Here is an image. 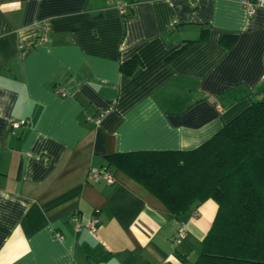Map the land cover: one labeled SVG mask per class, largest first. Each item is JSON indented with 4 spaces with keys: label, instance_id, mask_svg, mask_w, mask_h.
<instances>
[{
    "label": "crops",
    "instance_id": "1",
    "mask_svg": "<svg viewBox=\"0 0 264 264\" xmlns=\"http://www.w3.org/2000/svg\"><path fill=\"white\" fill-rule=\"evenodd\" d=\"M132 56L134 71L120 72ZM262 97L264 6L0 0V264L193 261L214 200L169 217L121 170L110 166L108 183L87 172L115 152L196 147Z\"/></svg>",
    "mask_w": 264,
    "mask_h": 264
},
{
    "label": "trees",
    "instance_id": "2",
    "mask_svg": "<svg viewBox=\"0 0 264 264\" xmlns=\"http://www.w3.org/2000/svg\"><path fill=\"white\" fill-rule=\"evenodd\" d=\"M234 40L221 38L226 45ZM139 63L132 56L119 70L129 75ZM104 165L140 184L169 217L183 215L195 202L215 201L211 225L188 264H264V97L196 147L115 152Z\"/></svg>",
    "mask_w": 264,
    "mask_h": 264
},
{
    "label": "built area",
    "instance_id": "3",
    "mask_svg": "<svg viewBox=\"0 0 264 264\" xmlns=\"http://www.w3.org/2000/svg\"><path fill=\"white\" fill-rule=\"evenodd\" d=\"M242 4L244 8L247 10L249 14L253 13L255 8L264 6V0H242ZM124 4L119 5V7L122 9ZM123 11V10H122ZM104 112L99 111L98 116H103ZM25 120H12L10 122V125L13 128H20L21 126L25 125ZM87 179L92 182H98L100 180H105L107 183L112 182L113 175L110 167L102 165L100 167H91L89 168L87 175ZM72 220L77 224V226H81L79 217L77 215L72 216ZM99 224V218L97 216H92L89 222L87 223L86 227L89 231L95 232L97 229V226ZM186 236L185 227L179 226L176 230V232L172 236V241L174 243L180 242L184 237ZM166 262H163L165 264Z\"/></svg>",
    "mask_w": 264,
    "mask_h": 264
}]
</instances>
